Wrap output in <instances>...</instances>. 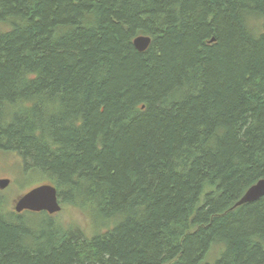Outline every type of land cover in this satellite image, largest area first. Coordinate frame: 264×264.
<instances>
[{"label":"trees","instance_id":"obj_1","mask_svg":"<svg viewBox=\"0 0 264 264\" xmlns=\"http://www.w3.org/2000/svg\"><path fill=\"white\" fill-rule=\"evenodd\" d=\"M7 151L94 228L0 192V264H264V0H0Z\"/></svg>","mask_w":264,"mask_h":264},{"label":"water","instance_id":"obj_2","mask_svg":"<svg viewBox=\"0 0 264 264\" xmlns=\"http://www.w3.org/2000/svg\"><path fill=\"white\" fill-rule=\"evenodd\" d=\"M210 42H213V39ZM150 43V37L143 35L136 36L132 41L133 47L140 53L146 51ZM9 185L10 180L0 179V191L6 189ZM263 196L264 177L250 186L234 204V207L253 203ZM12 210L15 214H21L22 212L27 211L32 213L45 212L48 215H55L61 211V204L56 188L49 184H42L19 196L14 201Z\"/></svg>","mask_w":264,"mask_h":264},{"label":"rangeland","instance_id":"obj_3","mask_svg":"<svg viewBox=\"0 0 264 264\" xmlns=\"http://www.w3.org/2000/svg\"><path fill=\"white\" fill-rule=\"evenodd\" d=\"M18 157H13L11 153L0 152V178H6L10 180V185L5 190L0 192L5 195L8 204V210L10 211H13L12 209L14 206V201L22 194L36 187L39 182L36 175L32 176V179L30 180L31 182H27L22 174V160L20 157ZM55 216L65 223H77L89 235L91 234V229L94 228L93 222L90 223L85 215H83L79 210L70 206H61V211L55 214ZM218 247L213 246L210 248L201 264H215L224 250V248L220 246Z\"/></svg>","mask_w":264,"mask_h":264},{"label":"flooded vegetation","instance_id":"obj_4","mask_svg":"<svg viewBox=\"0 0 264 264\" xmlns=\"http://www.w3.org/2000/svg\"><path fill=\"white\" fill-rule=\"evenodd\" d=\"M6 153H11L13 155V157L16 156V158L19 156V154L17 152H15V151H7ZM0 179H6V178H0Z\"/></svg>","mask_w":264,"mask_h":264}]
</instances>
